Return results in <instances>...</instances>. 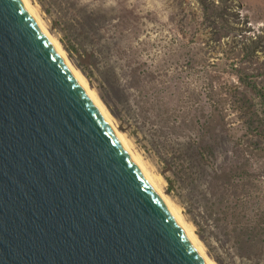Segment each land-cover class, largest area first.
<instances>
[{
    "label": "rangeland",
    "instance_id": "1",
    "mask_svg": "<svg viewBox=\"0 0 264 264\" xmlns=\"http://www.w3.org/2000/svg\"><path fill=\"white\" fill-rule=\"evenodd\" d=\"M31 2L206 255L264 264V0Z\"/></svg>",
    "mask_w": 264,
    "mask_h": 264
},
{
    "label": "water",
    "instance_id": "2",
    "mask_svg": "<svg viewBox=\"0 0 264 264\" xmlns=\"http://www.w3.org/2000/svg\"><path fill=\"white\" fill-rule=\"evenodd\" d=\"M0 264H208L22 0H0Z\"/></svg>",
    "mask_w": 264,
    "mask_h": 264
},
{
    "label": "bare ground",
    "instance_id": "3",
    "mask_svg": "<svg viewBox=\"0 0 264 264\" xmlns=\"http://www.w3.org/2000/svg\"><path fill=\"white\" fill-rule=\"evenodd\" d=\"M22 1L25 3V5L27 6V8L30 10V12L32 13L33 17L38 22V24L40 25L41 29L44 31V33L46 34V36H48L49 38H51V40L53 41V44H54L55 48L60 53V55L62 56V58L66 62V64L76 73V75L78 77L79 83L85 88V90L90 94V96L92 97V99L94 100V102L96 103V105L101 109V111H102L105 119L109 123V125L112 127V129H114L121 136L122 142H123V146L125 147V149L127 150V152L129 154H131L136 159V161L138 163V167L140 168V170L146 175V177L149 179L150 183L154 186V188L161 195V197H162L164 203L167 205L168 209L172 212V214L174 215L175 219L178 221V223L182 226V228L186 232L187 236L192 240V242L194 243V245L196 246V248L203 255V257L205 258L206 262L208 264H216L212 259H210L211 257L209 258L206 255V253L204 252L205 249L202 246V242L199 241L198 237L195 234V231L193 230V227L191 225H189L187 221L184 220V218L181 215L182 213L180 212L178 206L175 205L169 199V197L167 195H165V193H163L162 187L159 186V182H158V179L160 177L158 178V175L153 174V172H150V169L148 170L146 168V165L143 163L141 157L131 149V146L129 145V143L124 138V135H122L120 133V131L117 130V128L114 125V122L111 119L110 112H109L108 108H106V106L102 102V100L96 95L95 91L90 88V86L88 84V81L85 78V76L78 69H76L73 66V64L70 62V60L68 59L67 54H66L64 48H62L60 42L53 37V35L50 33V31L44 25V22L42 20V17L39 16V13L37 12V10L34 7V5L32 4L31 0H22ZM156 176H157V178H156Z\"/></svg>",
    "mask_w": 264,
    "mask_h": 264
},
{
    "label": "trees",
    "instance_id": "4",
    "mask_svg": "<svg viewBox=\"0 0 264 264\" xmlns=\"http://www.w3.org/2000/svg\"><path fill=\"white\" fill-rule=\"evenodd\" d=\"M246 81V83H249V84H251L249 81H247V80H245Z\"/></svg>",
    "mask_w": 264,
    "mask_h": 264
}]
</instances>
